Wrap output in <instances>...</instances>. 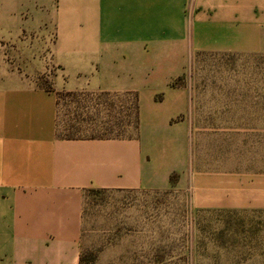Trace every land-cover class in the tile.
I'll return each mask as SVG.
<instances>
[{"label":"crops","instance_id":"crops-1","mask_svg":"<svg viewBox=\"0 0 264 264\" xmlns=\"http://www.w3.org/2000/svg\"><path fill=\"white\" fill-rule=\"evenodd\" d=\"M239 54H264V0H0V264H78L86 190L169 184L144 121L133 138L57 136L61 93L135 92L166 128L189 102L169 83ZM220 190L219 207L264 208V173Z\"/></svg>","mask_w":264,"mask_h":264},{"label":"rangeland","instance_id":"rangeland-1","mask_svg":"<svg viewBox=\"0 0 264 264\" xmlns=\"http://www.w3.org/2000/svg\"><path fill=\"white\" fill-rule=\"evenodd\" d=\"M168 86L187 88L189 102L166 128L140 115L135 92L60 94L57 136L133 138L144 121L142 137L169 170L164 188L86 190L80 252L90 264H264V208L215 200L229 195L220 186L231 174L264 173V54L201 55Z\"/></svg>","mask_w":264,"mask_h":264},{"label":"trees","instance_id":"trees-1","mask_svg":"<svg viewBox=\"0 0 264 264\" xmlns=\"http://www.w3.org/2000/svg\"><path fill=\"white\" fill-rule=\"evenodd\" d=\"M100 191L101 189H92ZM93 260V254L89 251H81L78 257V264H90Z\"/></svg>","mask_w":264,"mask_h":264}]
</instances>
